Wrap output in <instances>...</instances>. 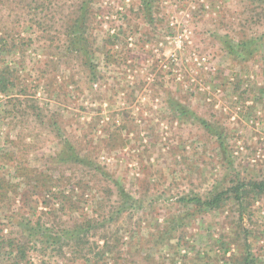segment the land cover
I'll list each match as a JSON object with an SVG mask.
<instances>
[{"label": "rangeland", "instance_id": "rangeland-1", "mask_svg": "<svg viewBox=\"0 0 264 264\" xmlns=\"http://www.w3.org/2000/svg\"><path fill=\"white\" fill-rule=\"evenodd\" d=\"M80 2H0V38L16 44L2 60L18 70L20 88L29 92L25 96L13 91L10 96H19L24 104L34 98L45 123L31 114L11 124L3 111L6 98L0 96V148L22 158L26 153L33 180L49 170L54 177L49 189L27 198L25 192L32 186L15 179L12 167L2 170L0 163V173L20 182L23 195V202L14 203L11 194L6 205H0V227L4 225L7 234L22 220L42 217L44 228L64 235L85 218L105 223V210L117 200L107 198L106 188L117 183L137 204L119 224L125 230L120 248L123 260L117 264H203L197 253L207 254L213 258L210 264H217L215 259L225 248H229L227 257L236 252L229 239L223 246H214L223 234L233 236V216L227 218V211L199 216L183 229L196 247L193 252L180 249L179 257L187 255L184 259L170 261L173 251L156 242L157 232L174 215L186 211L180 199L205 195L232 166L216 138L200 122L185 121L174 112L171 101L223 128L229 160L236 169L264 179V2L153 0L146 11L143 0H91L88 35L96 50L99 77L94 85L87 83L88 73L81 71L73 56L66 58L63 50L66 27ZM227 34L235 42L253 39L251 50L258 46L255 56L237 61L227 54L221 45ZM106 38L115 41L111 63L104 61L100 48ZM56 134L89 156L110 180L72 164L53 171L56 154L65 149ZM68 195L72 199L63 206ZM249 210L253 248L264 259V202H255ZM14 212L18 217L13 224L1 219ZM105 225L109 232L117 228ZM97 234L90 242L103 244L98 238L104 231ZM39 246L27 264L43 260L45 264H83L67 261L68 248L62 249L68 257L58 260L52 248ZM0 264L12 262L0 260Z\"/></svg>", "mask_w": 264, "mask_h": 264}, {"label": "trees", "instance_id": "trees-1", "mask_svg": "<svg viewBox=\"0 0 264 264\" xmlns=\"http://www.w3.org/2000/svg\"><path fill=\"white\" fill-rule=\"evenodd\" d=\"M10 0H0V2H7ZM153 0H143V8L149 11ZM253 1V0H245ZM91 0H81L80 4L75 8L73 17L69 20L65 30V51L66 58L73 56L78 62L81 71L88 73V84L94 85L99 81L97 76V70L95 63L96 61V50L93 48L92 39L89 34V4ZM259 4L264 0H258ZM151 18V16H150ZM152 24L155 22L154 19H149ZM39 21V20H38ZM40 23V21H39ZM114 38V37H113ZM106 38L101 41V52L103 53L104 61L111 63L115 52L113 47L115 45L114 39ZM255 41L252 40H241L235 42L230 35L222 37L223 50L234 57L237 61L249 60L255 56L258 51V46L252 47ZM15 40L8 41L0 38V96H5L6 100L3 103L5 119H8L11 124L20 122L21 118L27 115H36L38 121L43 120V114L40 113V108L36 104L34 98H27L26 104L19 96H28L29 92L27 88H20V77L17 69H12L9 65H5L2 60L7 54L12 53L15 49ZM65 61V57H63ZM13 91H17L12 97L10 96ZM1 101V98H0ZM172 109L178 115L183 116L185 121L200 122L206 129L207 133L213 135L218 141V145L222 154L225 156L227 161H230L232 165L225 173L223 179L218 181L205 195L198 193L184 196L180 199V203L185 207L183 214L174 215L168 224L156 235L157 245L163 247L169 246L173 251V256L170 257V261H174V258L179 257L181 254L180 249L184 248L187 251H195V245L185 238V229L189 224L198 218L204 216L210 212L220 211L221 213L228 212L227 218L233 216L231 220L233 236L227 238V233L223 234L219 240L214 242L216 248L218 245L223 246L224 242L229 239L230 245L236 247V252L231 256L227 257L228 249L225 248L223 252L217 255L215 261L217 264H264V259L259 256L258 252L253 248V236L251 235V223H252V212L249 208L255 202H264V179L254 178L242 171L236 169L232 161L229 160V152L227 150V143L225 141L224 129L211 125L208 121L203 120L197 116V114L182 106L180 102L171 101ZM45 125L44 122H42ZM58 123H52L53 127H56ZM60 140L63 138L56 134ZM23 138H20V142ZM65 149H61L55 156L56 166L52 168L53 171H60V167L70 166V164L91 170L96 175L105 176L107 181L110 180L108 174H104L100 168L94 166L92 161H89V156L83 155L78 147L73 146L71 141L68 139L61 140ZM16 144V143H15ZM23 158L15 152H3L0 148V163L3 165L2 170L5 171L7 166L13 168L15 172V179L19 178L22 183L26 182V185L32 186L28 188V191H24L27 198H36L41 193V189H49L53 185V174L52 172H41L38 177L34 180L30 178L32 168L27 162V154L23 153ZM1 170V171H2ZM9 170V169H8ZM8 172V171H6ZM35 183L33 185L29 181ZM112 182V178H111ZM21 183L10 181L3 172L0 173V205H6L11 199L12 194L14 203L22 201L23 195H20ZM40 186V187H39ZM27 189V188H26ZM106 196L110 200L112 197H116V204L110 209L105 210L103 218L105 223L116 224L117 228L113 232H109L106 229L105 223H101L97 218L83 219L81 223H76L71 229L66 231V234L59 235L61 232H55L50 228H44L43 218L40 217L38 220L27 222L22 220L14 230L10 233H5L4 225L0 227V260H9L12 264H27L31 257V252L35 249L36 245L47 250L52 248L56 253V259H66L68 256L64 252L63 248H68L69 259L67 261L79 260L83 264H100L105 261H111L113 264L122 262L123 251L120 250L124 242V228L119 224L124 220L125 216L129 213L130 215L137 209L136 202L131 198L129 194L123 189L122 186L117 183L111 187L106 188ZM66 196V195H65ZM68 201L63 202V206L72 199L68 195ZM106 199V198H105ZM104 199V200H105ZM27 201V200H26ZM23 202V201H22ZM23 204V207L29 205ZM2 205V206H3ZM104 206V205H103ZM31 209V207L29 206ZM34 207L32 206V209ZM129 212V213H128ZM34 214V213H33ZM3 217V215L1 216ZM16 212L12 214V217H6L1 219H8L12 221L17 218ZM132 218V217H131ZM11 224V225H12ZM6 226V225H5ZM56 227V226H55ZM102 227V228H101ZM127 229L129 227H126ZM11 229V228H10ZM106 229V230H105ZM104 231L98 238L103 241V244H99L97 241L90 242L92 237H97V233ZM112 230V229H111ZM110 233V234H109ZM92 236V237H91ZM177 239V240H176ZM173 241H177L173 246ZM156 248L159 246L154 245ZM227 247V245H225ZM177 256V257H176ZM204 256V257H203ZM4 258V259H1ZM197 259L203 261V264H210L213 258L207 256V254L201 255L196 254ZM44 261V260H43ZM41 264H45L43 262ZM176 261V260H175ZM171 262V263H172ZM64 264V262H63Z\"/></svg>", "mask_w": 264, "mask_h": 264}]
</instances>
